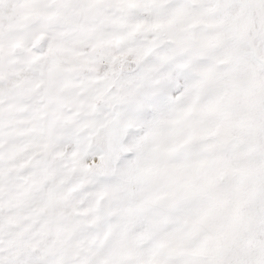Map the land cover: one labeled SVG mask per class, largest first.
<instances>
[{
  "label": "snow or ice",
  "instance_id": "6c2138e0",
  "mask_svg": "<svg viewBox=\"0 0 264 264\" xmlns=\"http://www.w3.org/2000/svg\"><path fill=\"white\" fill-rule=\"evenodd\" d=\"M0 264H264V0H0Z\"/></svg>",
  "mask_w": 264,
  "mask_h": 264
}]
</instances>
